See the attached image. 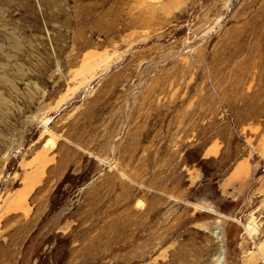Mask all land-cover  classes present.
<instances>
[{
	"label": "rangeland",
	"instance_id": "rangeland-1",
	"mask_svg": "<svg viewBox=\"0 0 264 264\" xmlns=\"http://www.w3.org/2000/svg\"><path fill=\"white\" fill-rule=\"evenodd\" d=\"M0 264H264V0H0Z\"/></svg>",
	"mask_w": 264,
	"mask_h": 264
},
{
	"label": "bare ground",
	"instance_id": "bare-ground-1",
	"mask_svg": "<svg viewBox=\"0 0 264 264\" xmlns=\"http://www.w3.org/2000/svg\"><path fill=\"white\" fill-rule=\"evenodd\" d=\"M220 259V258H219Z\"/></svg>",
	"mask_w": 264,
	"mask_h": 264
}]
</instances>
